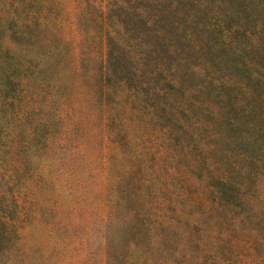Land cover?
Returning a JSON list of instances; mask_svg holds the SVG:
<instances>
[{"label": "rangeland", "instance_id": "1", "mask_svg": "<svg viewBox=\"0 0 264 264\" xmlns=\"http://www.w3.org/2000/svg\"><path fill=\"white\" fill-rule=\"evenodd\" d=\"M0 264H264V0H0Z\"/></svg>", "mask_w": 264, "mask_h": 264}]
</instances>
